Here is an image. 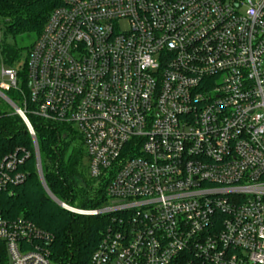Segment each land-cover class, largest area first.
I'll return each instance as SVG.
<instances>
[{
  "label": "built area",
  "instance_id": "built-area-1",
  "mask_svg": "<svg viewBox=\"0 0 264 264\" xmlns=\"http://www.w3.org/2000/svg\"><path fill=\"white\" fill-rule=\"evenodd\" d=\"M20 72L0 98L44 187L29 116L74 130L107 183L100 209L60 203L109 217L90 264H264V0H63ZM29 158L0 160V193ZM53 243L0 212V264H54Z\"/></svg>",
  "mask_w": 264,
  "mask_h": 264
},
{
  "label": "trees",
  "instance_id": "trees-1",
  "mask_svg": "<svg viewBox=\"0 0 264 264\" xmlns=\"http://www.w3.org/2000/svg\"><path fill=\"white\" fill-rule=\"evenodd\" d=\"M62 4L63 0H0V68L19 69L20 76L24 77L25 62L32 45L21 48L16 40L26 35L37 39L51 13ZM6 95L22 107L19 95L15 92ZM29 120L36 134L46 188L35 170V149L26 125L13 111L0 109V160L16 150L30 154L23 167L28 171L26 181L0 193V212L8 220L22 217L51 233L54 237L51 247L54 264H90L109 224V217L72 214L58 206L47 190L70 207L95 210L106 204L107 183L90 178L87 155L81 137L74 130L34 116H29ZM61 129L67 134H62ZM70 133L77 140L72 148L68 142ZM92 185L96 186V191L90 196L88 191ZM76 204L79 207H74Z\"/></svg>",
  "mask_w": 264,
  "mask_h": 264
},
{
  "label": "rangeland",
  "instance_id": "rangeland-1",
  "mask_svg": "<svg viewBox=\"0 0 264 264\" xmlns=\"http://www.w3.org/2000/svg\"><path fill=\"white\" fill-rule=\"evenodd\" d=\"M35 40H36V37L35 36H33V35H26V36H23V37H20V38H18L17 40H16V44L19 46V47H21V48H30L31 47V45L35 42ZM10 42H13L12 40H9ZM0 109L2 110V111H8V112H10V111H13V109H12V107L5 101V100H3L2 98H0ZM62 131V134H64L65 135V133H66V130L65 129H61ZM67 134V133H66ZM77 140H76V138H75V136L73 135V133H70V136L68 137V142H71V145H70V147L72 148L73 147V145H75L77 142H76ZM69 147V148H70ZM70 148V149H71ZM94 191H96V186L95 185H92V186H90V190L88 191V194L91 196V195H93L94 193ZM51 198V197H50ZM52 199V198H51ZM53 200V199H52ZM54 201V200H53ZM58 206H60L62 209H64L62 206H61V204H58L56 201H54ZM60 202V201H59ZM61 203V202H60ZM63 204H65V203H63ZM67 205V204H66ZM74 207H79L77 204L76 205H74ZM65 210V209H64Z\"/></svg>",
  "mask_w": 264,
  "mask_h": 264
},
{
  "label": "water",
  "instance_id": "water-1",
  "mask_svg": "<svg viewBox=\"0 0 264 264\" xmlns=\"http://www.w3.org/2000/svg\"><path fill=\"white\" fill-rule=\"evenodd\" d=\"M49 192V191H48ZM52 195H50V197H51ZM54 201H56L58 204H60V202L54 197V196H52L51 197Z\"/></svg>",
  "mask_w": 264,
  "mask_h": 264
}]
</instances>
